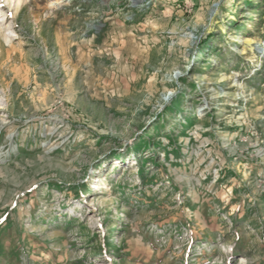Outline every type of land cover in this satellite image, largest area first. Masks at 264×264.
Wrapping results in <instances>:
<instances>
[{
    "label": "rangeland",
    "instance_id": "374dc122",
    "mask_svg": "<svg viewBox=\"0 0 264 264\" xmlns=\"http://www.w3.org/2000/svg\"><path fill=\"white\" fill-rule=\"evenodd\" d=\"M0 29V264H264V0H0Z\"/></svg>",
    "mask_w": 264,
    "mask_h": 264
},
{
    "label": "bare ground",
    "instance_id": "6f19581e",
    "mask_svg": "<svg viewBox=\"0 0 264 264\" xmlns=\"http://www.w3.org/2000/svg\"><path fill=\"white\" fill-rule=\"evenodd\" d=\"M62 0H56V2L57 3H60ZM19 9H21V10H23V9H25V6L24 5H21V6H18V8H17V10H19ZM92 27V26H91ZM99 26L98 25H96V28H98ZM0 33L1 34H3L2 33V31H1V29H0ZM2 36V35H1ZM243 42L245 43V44H247V45H251V44H253V43H255L256 42V39L255 38H253V37H247V38H245L244 40H243ZM9 48H11V47H7V45L0 39V64H1V66H3V65H6L7 63H8V53H9ZM246 50H244V52H245ZM0 68H2V67H0ZM3 77H4V75H2L1 73H0V79H3ZM11 135V134H10ZM12 138V137H11ZM10 140V139H9ZM3 153V152H2ZM0 156H1V154H0ZM108 189H110V188H107V186H106V190H108ZM105 192V191H104ZM248 263V260L246 259V257H243V259H242V264H247Z\"/></svg>",
    "mask_w": 264,
    "mask_h": 264
}]
</instances>
